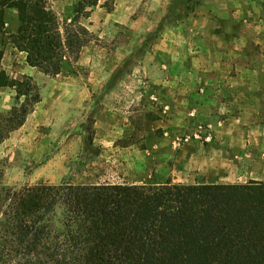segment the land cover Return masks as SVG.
Wrapping results in <instances>:
<instances>
[{"label": "trees", "instance_id": "trees-1", "mask_svg": "<svg viewBox=\"0 0 264 264\" xmlns=\"http://www.w3.org/2000/svg\"><path fill=\"white\" fill-rule=\"evenodd\" d=\"M186 1L177 2L173 18L186 15ZM98 3L81 0L74 18L60 21L47 0H0V28L6 32V10H17L14 48L57 76L90 43L82 21ZM3 88L15 90L17 104L0 114V142L41 102L31 77L2 70ZM3 176L0 163V264H264L263 182L7 187Z\"/></svg>", "mask_w": 264, "mask_h": 264}, {"label": "rangeland", "instance_id": "rangeland-1", "mask_svg": "<svg viewBox=\"0 0 264 264\" xmlns=\"http://www.w3.org/2000/svg\"><path fill=\"white\" fill-rule=\"evenodd\" d=\"M47 1L68 21L64 0ZM0 31V51L10 52L15 32ZM158 33L92 32L77 61L47 75L39 85L44 106L0 146L4 185L264 183V128L222 129L204 112H190L196 82L158 63Z\"/></svg>", "mask_w": 264, "mask_h": 264}, {"label": "crops", "instance_id": "crops-1", "mask_svg": "<svg viewBox=\"0 0 264 264\" xmlns=\"http://www.w3.org/2000/svg\"><path fill=\"white\" fill-rule=\"evenodd\" d=\"M80 1L64 0L65 18L75 17ZM178 1L99 0L82 24L91 33L115 28L144 37L158 31L154 44L158 63L173 64L177 72L185 71L196 82L192 94L197 102L190 112H204L207 120L220 123L222 129L252 124L264 128V0H187L186 15L173 18ZM5 21L15 32L20 25L17 10L7 9ZM2 70L13 79L31 77L38 85L50 78L30 66L26 53L16 48L5 52ZM46 97L42 89L41 102L23 127L32 124ZM15 98L13 88H3L0 113L10 112ZM19 130L0 146L17 137Z\"/></svg>", "mask_w": 264, "mask_h": 264}, {"label": "built area", "instance_id": "built-area-1", "mask_svg": "<svg viewBox=\"0 0 264 264\" xmlns=\"http://www.w3.org/2000/svg\"><path fill=\"white\" fill-rule=\"evenodd\" d=\"M191 115L193 116L194 114L192 113ZM207 140H210V138H208Z\"/></svg>", "mask_w": 264, "mask_h": 264}]
</instances>
